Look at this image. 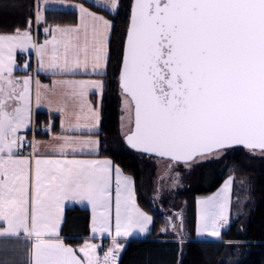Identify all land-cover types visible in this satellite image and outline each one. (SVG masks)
I'll list each match as a JSON object with an SVG mask.
<instances>
[{
	"label": "snow or ice",
	"instance_id": "obj_1",
	"mask_svg": "<svg viewBox=\"0 0 264 264\" xmlns=\"http://www.w3.org/2000/svg\"><path fill=\"white\" fill-rule=\"evenodd\" d=\"M90 2L113 15L121 7L120 0ZM56 3L64 0H43ZM35 7L39 23L40 0ZM72 7L79 22L46 27L43 43L33 38L32 20L0 33V239L26 249L23 264H117L123 246L116 237L148 232L153 222L137 204L132 176L111 159L82 158L100 155L101 113L88 95L102 97L105 83L76 77L107 75L114 24L83 4ZM30 50L37 72L61 77L51 87L35 81V107L55 105L62 129L81 134L48 144L33 138L25 155L20 133L33 120V78L14 73L17 52ZM29 69L25 61L19 70ZM118 80L130 149L186 167L236 146L264 157V0H132ZM234 178L197 201L198 236L221 237ZM66 202L90 208L94 234L112 236L114 220L113 246L103 256L95 244L65 243Z\"/></svg>",
	"mask_w": 264,
	"mask_h": 264
},
{
	"label": "trees",
	"instance_id": "obj_2",
	"mask_svg": "<svg viewBox=\"0 0 264 264\" xmlns=\"http://www.w3.org/2000/svg\"><path fill=\"white\" fill-rule=\"evenodd\" d=\"M83 2L90 9L102 13L114 23L111 37V59L107 74L106 90L102 106L101 155L113 161L132 175L139 205L153 216L150 233L145 239H133L126 243L119 254L118 264H234L232 258L240 257L237 264H264V157L255 158L245 148L234 147L219 160L200 163L193 180L196 183L178 192L188 201L185 229L181 241L167 238L162 233L158 214L148 205L142 195V161L138 153L125 145L120 136L119 60L128 27L132 0H120L118 14L94 6L88 0ZM35 0H0V33H13L16 28H28V21L35 23ZM79 20L77 11L48 10L46 24L53 26L73 25ZM39 32V38L44 34ZM46 112L36 115V133H42V126L49 124ZM31 134V132H30ZM29 134V135H30ZM230 175H233L232 219L219 240L201 239L197 235L199 195L217 190ZM240 181H244L243 186ZM246 181V183H245ZM253 184V185H252ZM249 186L252 191L249 192ZM243 188V189H242ZM250 199L241 205L246 196ZM90 210L71 207L66 213L64 234L67 242L76 245L78 236L89 234ZM26 249L12 240L0 239V264H23Z\"/></svg>",
	"mask_w": 264,
	"mask_h": 264
},
{
	"label": "rangeland",
	"instance_id": "obj_3",
	"mask_svg": "<svg viewBox=\"0 0 264 264\" xmlns=\"http://www.w3.org/2000/svg\"><path fill=\"white\" fill-rule=\"evenodd\" d=\"M119 97H120V136L123 139V136L121 134V117L124 115L122 111V97H121V90L119 87ZM124 141V139H123ZM125 143V142H124ZM126 145V144H125ZM231 149L227 150L226 153L222 156L224 157L227 155L228 152H230ZM255 158H260L262 156L260 155H253ZM142 163V179H141V187H142V195L143 198L146 200L148 205L153 209V211H156L159 215L157 220L160 222L163 229H167L166 231H162V233L167 238H172L176 240H184L181 237V232L185 234V223H186V214L188 209V201L185 199H182L180 196H178V192L190 187L191 185L196 183V168L200 164L192 165L191 167H186L182 162H172L169 159L165 158H158L152 156L151 158L141 154L139 155ZM221 157V158H222ZM119 166V165H118ZM120 167V166H119ZM125 175H130L124 171L122 167H120ZM132 176V175H130ZM133 177V176H132ZM193 178H195L193 180ZM134 179V177H133ZM227 180V179H226ZM225 180V181H226ZM135 181V179H134ZM241 185L243 186L244 181H240ZM246 183V181H245ZM224 184V183H223ZM253 185V184H252ZM223 185H221L217 190L211 193L199 195L197 198V201L209 196L214 195L217 193ZM243 189V188H242ZM232 190H233V183H232ZM252 191L251 186H249V192ZM251 193L246 196L241 202V205H244L248 199L251 197ZM137 200V195H136ZM138 203V201H137ZM139 204V203H138ZM139 207L146 212L140 205ZM148 215L152 216L150 213L146 212ZM199 215V213H198ZM229 223L228 225L222 229V232L229 227L231 219H232V191H231V208L229 213ZM153 218V216H152ZM181 220H182V228H181ZM153 223V222H152ZM198 223V218H197ZM175 224V229L171 225ZM152 228V224L149 225V231L142 233L138 230L134 231L131 236L128 237H116V240H128V239H145L148 234L150 233V230ZM99 234V233H98ZM104 235H109L108 233H104ZM115 235V222L113 220V232L112 236ZM222 237V234H221ZM220 237V238H221ZM122 238V239H121ZM198 238L201 239H211V240H219L220 238H213L210 236H198ZM110 244H108V242ZM91 243L97 245V251L98 253L103 256V253L108 250V248H111L112 240H86L80 242V244L72 245L73 248L79 249L81 246L85 245V243ZM66 243V242H65ZM122 244V249L120 250L119 254L124 250L126 243L118 242ZM67 244V243H66ZM78 255L81 257L83 256L82 253L78 251ZM235 263L237 264L240 260V257L232 258ZM118 264V262H117Z\"/></svg>",
	"mask_w": 264,
	"mask_h": 264
},
{
	"label": "crops",
	"instance_id": "obj_4",
	"mask_svg": "<svg viewBox=\"0 0 264 264\" xmlns=\"http://www.w3.org/2000/svg\"><path fill=\"white\" fill-rule=\"evenodd\" d=\"M88 1H90V0H88ZM80 4H83L84 7L88 8L90 11L96 12V11L90 9L87 5H85L83 2H80V1L64 0L63 4L56 3V4H50V5L45 6L43 4V0H40V10H41L42 15H43V20H41L39 23H37L36 19H35V23L33 24L34 26H33V28H31V32H32L34 40H36L39 43H43L44 40L50 39V36L47 33H45V31H44V29L46 27H49L46 24V22H45L46 21V11H48V10H68V11L72 10V11H76V10H74V7H72V6H77V5H80ZM96 13L98 15H104V14L99 13V12H96ZM105 17L107 19H110L107 16H105ZM78 22H79V20H78ZM40 30L44 34L42 39L39 38V32L38 31H40ZM8 34H11V33H8ZM110 43H111V41H110ZM16 61H17L18 70L14 74L17 77H23L25 75H31L32 78H33V84H32V88H33V120H32V124L29 126V128L21 130V133H20V135L25 137V148L23 150L25 155H27L28 153L31 152V148L28 147V142L33 140V138H35V140H37V141H40L41 144H48L50 142H53L52 141V137H54V136L80 135L81 133L65 132L62 129L61 122L64 119V117L62 116V114L60 112L55 110V105H53L52 108L50 109L47 106V102L45 101L44 103H42L40 108L37 109L35 107V99H34L35 98V89H36L35 81L39 80L40 84L42 86L51 87L52 80L53 79H60L61 77H52L51 75L45 74L44 72H37L38 63H37V57H36V54H35L34 50H30L29 53H21V52L18 51L17 55H16ZM25 61H27L29 63L30 69L27 70V71L19 70V69L23 68V64H24ZM109 64H110V62H109ZM109 64H108V67H107V74L109 72ZM76 78L77 79H92V80L101 79L105 83V88H104V92H103V96L102 97H100L98 95H94L91 92L88 95V100L92 103V105L94 107H96V106L99 107V110H100V113H101V124H100V132H101L102 122H103V119H102V106H103L105 90H106L107 75H105V76H81V77H76ZM38 112H46L50 116L49 124H47L45 126H42L43 129H42V133H40V134L36 133V128H37L36 115H37ZM30 132H31V134H30ZM100 140L102 142L101 135H100ZM100 153H101V150H100ZM82 158H100V159L108 158V159H111L109 157L102 156L101 154L99 155V157H82ZM111 160L113 161V159H111ZM113 163L115 165H118L114 161H113ZM70 205H71V202H66L65 213H64L65 222H66L67 210L69 208H71V207H80V208H85V209H89L90 210V208H86V207H83V206L78 205V204L71 205V206ZM65 222L61 226V236L64 238L65 242L68 245H70V243L67 242L68 237L65 236V234L63 232ZM104 237H106V235H104V234L101 235L100 233L99 234L98 233L94 234L92 232L91 210H90L89 234L87 236H78V237H74V238L80 239V242L86 241V240H98L99 241V239L112 240V237H110V235H108L107 238H104ZM131 240H133V239H131ZM128 241H130V239H128V240L127 239L126 240H117V242H122V243H126ZM80 242L78 244H80ZM108 244H110V243L108 242ZM77 254H78V252H77Z\"/></svg>",
	"mask_w": 264,
	"mask_h": 264
},
{
	"label": "water",
	"instance_id": "obj_5",
	"mask_svg": "<svg viewBox=\"0 0 264 264\" xmlns=\"http://www.w3.org/2000/svg\"><path fill=\"white\" fill-rule=\"evenodd\" d=\"M236 147H241V146H236ZM135 151V150H134ZM154 157H158V156H154ZM158 158H161V157H158ZM165 159H168V158H165Z\"/></svg>",
	"mask_w": 264,
	"mask_h": 264
},
{
	"label": "built area",
	"instance_id": "obj_6",
	"mask_svg": "<svg viewBox=\"0 0 264 264\" xmlns=\"http://www.w3.org/2000/svg\"><path fill=\"white\" fill-rule=\"evenodd\" d=\"M120 258V257H119Z\"/></svg>",
	"mask_w": 264,
	"mask_h": 264
}]
</instances>
